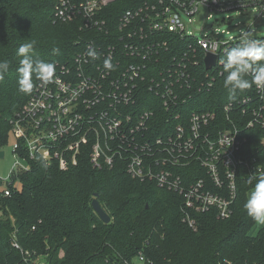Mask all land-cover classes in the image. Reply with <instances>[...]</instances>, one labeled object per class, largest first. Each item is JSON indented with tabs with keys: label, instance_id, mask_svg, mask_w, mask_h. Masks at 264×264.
Returning <instances> with one entry per match:
<instances>
[{
	"label": "built area",
	"instance_id": "obj_1",
	"mask_svg": "<svg viewBox=\"0 0 264 264\" xmlns=\"http://www.w3.org/2000/svg\"><path fill=\"white\" fill-rule=\"evenodd\" d=\"M115 2L57 0L54 19L79 22L90 38L70 62L55 61L54 81L45 85L39 80L9 119L15 161L2 182L15 190L18 181L12 177L28 170L30 160L67 170L86 150L94 168L118 163L132 178L153 180L180 194L182 221L193 230L194 213L213 211L217 218L230 217L246 137L235 126L215 128V111L198 110L195 94L213 87L214 76L208 72L222 65L219 56L231 48L232 40L240 41L243 33L255 30L247 26L231 36L212 25L200 28V40L187 26L200 5L227 11L263 7L264 0H125L129 6L117 14L110 7ZM183 17H188L186 22ZM228 22L231 25L230 18ZM171 35L185 40L188 50L170 57ZM93 47L100 53L94 61L86 56ZM197 48L203 52V64L206 53L217 55L216 64L205 69V80L193 70L199 62ZM106 58L114 70L104 68ZM221 74L218 70L215 75ZM192 101L196 104L190 109L187 104ZM237 103L252 111L246 127H264L261 106L251 104L250 97ZM231 107L232 101L224 103L225 111ZM3 192L10 194L9 189ZM11 245L19 247L15 240ZM137 259L144 261L141 254Z\"/></svg>",
	"mask_w": 264,
	"mask_h": 264
},
{
	"label": "trees",
	"instance_id": "obj_2",
	"mask_svg": "<svg viewBox=\"0 0 264 264\" xmlns=\"http://www.w3.org/2000/svg\"><path fill=\"white\" fill-rule=\"evenodd\" d=\"M56 2L0 0V60L9 63L0 81V149L8 140L9 119L31 95L18 91L19 46L35 41L37 58L68 63L86 48L85 40L90 38L79 22L54 19ZM128 6L125 0H117L110 7L117 14ZM249 33L264 41V35L256 30ZM232 42L231 48L240 41ZM187 44L171 35L167 53L173 57L179 50L187 51ZM196 53L199 62L193 70L204 79L203 52L197 48ZM223 57L220 55V60ZM215 70L222 74L215 75ZM208 73L214 76V84L195 94L198 110L215 111V128L235 126L246 137L230 217L217 218L213 211L194 213L193 230L182 221L180 194L153 180L132 178L118 163L111 168H94L86 150L67 170L55 163L45 167L41 160H30V168L15 177L19 188L14 190L0 178V264H133L140 254L144 257L141 264H264V225L251 233L255 223L243 208L252 187L248 177L264 175V127H246L252 111L237 103L241 97H250L251 104L261 106L264 115V91L258 93L253 85L230 98L222 65ZM38 81L33 75L34 86ZM228 101L233 107L225 111ZM194 104L189 102L187 107ZM5 189L10 191L8 196ZM93 199L110 217L108 223L93 210ZM12 240L18 248L11 245Z\"/></svg>",
	"mask_w": 264,
	"mask_h": 264
},
{
	"label": "clouds",
	"instance_id": "obj_3",
	"mask_svg": "<svg viewBox=\"0 0 264 264\" xmlns=\"http://www.w3.org/2000/svg\"><path fill=\"white\" fill-rule=\"evenodd\" d=\"M35 41H29L19 46L17 55L21 58L18 71V91L30 95L33 91V75L42 84H49L54 81L56 68L51 62L39 59L34 55ZM58 51L53 49V52ZM86 56L91 60L100 59V53L93 47L89 48ZM223 70L226 73L224 87L228 89L230 98L237 91L250 89L255 85L259 90L264 91V41L257 40L251 33L245 32L240 37L237 46L227 50L220 60ZM103 66L107 71L114 70L110 59H104ZM9 69L6 60H0V81ZM251 77L248 79L247 77ZM47 167V164H45ZM247 183L251 185L243 204L248 217L258 225H264V175L249 176Z\"/></svg>",
	"mask_w": 264,
	"mask_h": 264
},
{
	"label": "rangeland",
	"instance_id": "obj_4",
	"mask_svg": "<svg viewBox=\"0 0 264 264\" xmlns=\"http://www.w3.org/2000/svg\"><path fill=\"white\" fill-rule=\"evenodd\" d=\"M262 12V16L260 15ZM208 14H211V18H207ZM188 17H183V20L186 22ZM228 18L231 19V25H227ZM192 22L187 26V30L194 33V35L199 36L201 40L203 37L200 36V28L208 30L213 26L217 27L219 30H228L231 36H236L241 31L246 30V27L249 26L253 28L261 35H264V6L250 5L243 7L242 9L234 8L227 11H215L208 10L206 7L200 5L197 12L191 16ZM224 19V20H223ZM14 138L11 134L8 136L6 144L0 149L4 152L3 158H0V178L6 179L12 172L15 157L13 155L12 144ZM16 177L13 176L12 179ZM17 179V178H16ZM4 184V182H3ZM17 188L20 185L15 183ZM250 191V190H249ZM248 191V192H249ZM247 192V194H248ZM1 216V211H0ZM261 226L256 224L251 228V233H255ZM133 264H141L137 258L133 260Z\"/></svg>",
	"mask_w": 264,
	"mask_h": 264
},
{
	"label": "water",
	"instance_id": "obj_5",
	"mask_svg": "<svg viewBox=\"0 0 264 264\" xmlns=\"http://www.w3.org/2000/svg\"><path fill=\"white\" fill-rule=\"evenodd\" d=\"M230 24V22L227 23V25ZM217 61V55L212 54V53H206L204 57V65L205 69H210L212 68ZM4 152L0 150V158H3ZM91 206L95 213L98 215V217L104 222L108 223L110 220V217L106 214V212L102 209L100 206L99 202L96 199H93L91 202Z\"/></svg>",
	"mask_w": 264,
	"mask_h": 264
}]
</instances>
